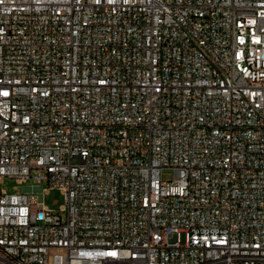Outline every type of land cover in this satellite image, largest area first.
<instances>
[{
    "label": "built area",
    "instance_id": "1",
    "mask_svg": "<svg viewBox=\"0 0 264 264\" xmlns=\"http://www.w3.org/2000/svg\"><path fill=\"white\" fill-rule=\"evenodd\" d=\"M4 178L0 264H264V0H0Z\"/></svg>",
    "mask_w": 264,
    "mask_h": 264
},
{
    "label": "rangeland",
    "instance_id": "2",
    "mask_svg": "<svg viewBox=\"0 0 264 264\" xmlns=\"http://www.w3.org/2000/svg\"><path fill=\"white\" fill-rule=\"evenodd\" d=\"M161 178L163 182L174 181V172L171 169H164L161 172ZM36 185L32 181H27L24 184H18L14 179L4 178L0 184V190L8 195H16L30 191L33 188V192H40L41 188L36 189ZM43 189V186H42ZM63 203L60 193L58 191L49 192L43 199V204L49 209L56 210L59 205Z\"/></svg>",
    "mask_w": 264,
    "mask_h": 264
}]
</instances>
